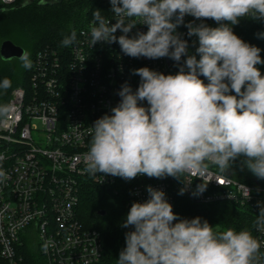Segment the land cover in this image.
I'll return each instance as SVG.
<instances>
[{"label": "clouds", "instance_id": "9594fccd", "mask_svg": "<svg viewBox=\"0 0 264 264\" xmlns=\"http://www.w3.org/2000/svg\"><path fill=\"white\" fill-rule=\"evenodd\" d=\"M110 4L114 20L98 9L93 12L91 46L118 43L126 56L168 57L180 66L175 75L148 67L132 70L140 77L138 88L133 91L125 82L111 114L91 126L83 156L87 172L125 180L138 174L170 176L186 183L200 177L204 183L197 192L202 193L209 173L225 174L241 158L264 180V75L256 67L264 60L261 49L243 41L231 27L244 17L264 21V0H110ZM185 16L195 18L184 26L187 36L198 40L196 54L189 53L188 41L177 33ZM206 19L220 27L208 26ZM141 24L147 25V32L130 37ZM117 30L123 34L116 36ZM259 35L264 38V33ZM74 40L75 33L62 44ZM20 59L23 67H31L28 53ZM10 87V79L0 81V90ZM0 178L6 179L3 171ZM147 193L144 202L132 204L122 224L133 230L125 233L126 246L117 264H259L262 244L251 232L219 231L199 216L180 218L164 191L148 186ZM257 223L264 224V208Z\"/></svg>", "mask_w": 264, "mask_h": 264}, {"label": "built area", "instance_id": "2783aa9c", "mask_svg": "<svg viewBox=\"0 0 264 264\" xmlns=\"http://www.w3.org/2000/svg\"><path fill=\"white\" fill-rule=\"evenodd\" d=\"M21 1L24 0H0V8ZM98 1L107 4L98 8L101 15L114 20L110 0ZM194 19L185 16L184 23L178 26L182 39H188L184 25ZM204 23L213 27L215 21L206 19ZM92 26L93 14L84 19L67 48L47 46L38 50L28 83L14 87L3 106L0 171L6 179L0 178V264H27L25 252L30 247L45 259L43 264L101 261L100 233L79 216L82 191L90 184L127 193V213L134 202L148 199V186L164 191L176 214L182 189L189 200L198 204H239L255 217L256 239L262 244L259 264H264V224L257 223L264 208V185L256 179L238 178L229 168L225 174L209 173L206 189L198 193V185L204 183L200 177L186 183L170 176L150 178L138 174L125 180L87 172L83 156L91 141V126L98 118L111 114V108L120 102L118 92L125 82L133 91L138 88L140 77L132 70L148 67L175 75L180 66L168 57L126 56L118 43L97 42L91 46ZM147 30V25H137L129 36ZM122 34L117 30L115 35ZM143 103L147 106L146 101ZM131 230L126 228V232Z\"/></svg>", "mask_w": 264, "mask_h": 264}, {"label": "trees", "instance_id": "16d2710c", "mask_svg": "<svg viewBox=\"0 0 264 264\" xmlns=\"http://www.w3.org/2000/svg\"><path fill=\"white\" fill-rule=\"evenodd\" d=\"M41 1L33 0L25 5L21 1L14 6L0 8V44L4 40L13 41L25 49L31 61V67L25 68L20 58L3 60L0 57V81L4 78L11 80L10 88L6 91L0 90L2 111L11 90L15 86L28 83L33 58L37 51L47 46L62 50L67 48L69 45L62 44L65 37H70L73 33L76 35L84 24V19L92 15L93 10L107 6L98 0H49L46 3ZM215 27H220V24L215 22L213 28ZM231 27L243 41L261 49L260 56L264 60V38L259 35L264 33V21L244 17ZM187 41L189 53L196 54L197 38L188 37ZM193 41H196L195 45ZM197 59H199L198 55ZM256 67L264 75V64H258ZM200 79L207 84L206 78L201 76ZM243 167L241 158H238L231 164L230 169L236 177L251 181L250 178L239 174ZM252 179L264 185V180L256 176ZM127 197V193L123 190L116 191L112 187L94 184L87 185L82 191L79 216L88 227L96 229L102 239L103 257L97 264H117L119 253L126 246V228L122 227V224L127 216ZM99 211L105 213L99 214ZM177 215L188 219L199 216L214 228L218 227L219 231L227 228L237 231L247 230L256 238L254 215L236 203L222 201L207 205L198 204L179 193ZM25 259L27 264H43L45 261L36 249L31 247L25 252Z\"/></svg>", "mask_w": 264, "mask_h": 264}, {"label": "water", "instance_id": "95a60500", "mask_svg": "<svg viewBox=\"0 0 264 264\" xmlns=\"http://www.w3.org/2000/svg\"><path fill=\"white\" fill-rule=\"evenodd\" d=\"M33 0H24L23 5L32 2ZM49 0H42V3H46ZM25 53V49L20 45L15 44L11 40H4L0 44V57L3 60H11L14 58H20L21 55ZM104 211H99V214H104Z\"/></svg>", "mask_w": 264, "mask_h": 264}, {"label": "rangeland", "instance_id": "374dc122", "mask_svg": "<svg viewBox=\"0 0 264 264\" xmlns=\"http://www.w3.org/2000/svg\"><path fill=\"white\" fill-rule=\"evenodd\" d=\"M16 87V86H15ZM239 174L242 176V177H247V178H255V175H253L247 168L246 166H244L243 168H241ZM214 229H218V227H215ZM30 241V240H29ZM28 244V243H27ZM29 244H32V242L30 241Z\"/></svg>", "mask_w": 264, "mask_h": 264}]
</instances>
